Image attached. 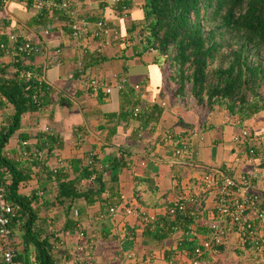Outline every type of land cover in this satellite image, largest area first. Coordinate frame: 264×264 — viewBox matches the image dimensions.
<instances>
[{
    "label": "crops",
    "instance_id": "1",
    "mask_svg": "<svg viewBox=\"0 0 264 264\" xmlns=\"http://www.w3.org/2000/svg\"><path fill=\"white\" fill-rule=\"evenodd\" d=\"M143 2L130 0L125 9V0H70L74 11L70 15L54 5L0 1V42L6 45L0 49V78L20 79L21 69L35 66L46 86L39 106L21 114L3 150L29 169V178L18 190L32 198L37 236L50 234L53 264H77L71 252L80 230L90 241L87 253L96 264H166L177 252L187 250L178 247L185 237L195 238L197 245L209 223L219 219L215 195L201 181L210 168L234 177L245 172L264 203V109L238 121L225 107L208 109L197 104L190 93L175 95L170 69L159 61L158 51L143 49ZM72 15L87 22L78 40L71 36ZM98 21L105 22L108 33L98 32ZM10 33L17 34V41L29 40L39 49L22 55ZM92 78L110 85V92L88 89ZM136 83L139 87H134ZM134 106L140 108L138 115L133 114ZM13 110L7 98L0 101V127ZM243 127L249 129V136L238 142L234 136ZM167 133L174 141L165 139ZM23 140L28 154L21 152ZM177 141L185 142L179 154L174 150ZM251 146L258 166L255 175L252 164L236 160ZM91 156L100 160L99 167H106L105 190L90 202L81 196L61 203L56 198L59 181L55 171L64 167L73 177L71 161L82 165ZM88 184L82 180L79 186ZM203 192L202 213L195 224L197 236L193 237L187 233V224L185 228L174 225L160 239L150 236L145 233L147 226L153 230L150 223L122 207L144 208L154 216L152 223L162 225L174 199ZM233 195L238 198L239 192ZM111 205L117 209L110 211ZM224 223L230 233L237 230L227 217ZM13 241H19L15 233Z\"/></svg>",
    "mask_w": 264,
    "mask_h": 264
},
{
    "label": "trees",
    "instance_id": "2",
    "mask_svg": "<svg viewBox=\"0 0 264 264\" xmlns=\"http://www.w3.org/2000/svg\"><path fill=\"white\" fill-rule=\"evenodd\" d=\"M129 2L125 0V5ZM142 9L143 49L158 51L159 61L163 60L170 69L175 95L190 93L197 104L208 109L225 107L238 121L264 109V0H144ZM32 91L31 80L0 78V92L14 106L6 124L0 127V177L6 198L15 208L9 223L12 234L19 237V241H13L15 259L19 264H53L50 234L37 236L32 198L18 190L21 182L29 178V169L21 161L7 157L3 150L21 114L39 106L30 97ZM46 139L50 143L51 138ZM42 147L43 144L38 149ZM99 161L95 156L82 165L72 160L73 177L63 171L64 167H58L57 200L71 203L81 196L87 202L97 199L105 190L106 167H99ZM82 180L89 182L84 188L79 186ZM205 194L195 196L188 208H201ZM167 214L162 225L156 223L153 230L147 226L145 233L160 239L174 225L185 228L190 221L179 210L175 215ZM195 246L196 239L187 237L178 245L190 251Z\"/></svg>",
    "mask_w": 264,
    "mask_h": 264
},
{
    "label": "built area",
    "instance_id": "3",
    "mask_svg": "<svg viewBox=\"0 0 264 264\" xmlns=\"http://www.w3.org/2000/svg\"><path fill=\"white\" fill-rule=\"evenodd\" d=\"M5 2L6 0H1ZM27 1V0H26ZM37 7H43L44 5H54L61 8L65 13L73 14V10L70 6V0H29ZM125 5V9H126ZM73 20L70 22L71 36L75 39H79L87 29V22L82 19L76 18L72 15ZM100 29L98 32L108 33L109 28L105 25L104 21H98ZM97 32V33H98ZM9 38L13 40L16 51L21 52L22 55H29L35 52L39 47L29 40L17 41V34L10 33ZM4 42H0V49L5 48ZM19 78L24 80H31L33 83V91L30 95L31 99L40 104L41 94L44 91L45 83L42 79L41 73L35 66H29L19 71ZM117 87L121 88L122 84L118 83ZM134 87H139V84H134ZM88 89L92 92H98L100 89L104 92H110L111 86L101 84V82L91 79L88 82ZM6 99L5 95L0 92V101ZM164 103V102H162ZM140 111L139 106H134L133 114L138 115ZM249 136V129L243 127L241 131L234 136V139L238 142L243 141ZM165 139L174 141L172 134L167 133ZM26 140L22 141L21 152L28 154L29 150L25 148ZM184 141H177L175 147V153L179 154L183 151L185 146ZM254 148L251 146L248 150L243 151L237 155L236 160L245 162L246 164L253 165L252 175H255L258 166L254 162ZM2 169L0 168V173ZM201 181L204 189L211 190L215 195L216 213L218 220H213L208 225V232L204 235L195 248L190 250H183L177 252L176 255L170 257L166 264H202L205 255L213 253L219 250V246L224 244L226 236L230 234L228 225L224 223L225 218H228V222L236 225V232L242 234L244 241L249 240L252 247L259 250L264 255V234L261 231L264 226V203H260L261 196L259 193L252 190V179L246 175L245 172H241L238 177H234L228 172L210 168L205 170L201 176ZM234 191L239 192V197L235 198ZM195 197L192 194L187 196H180L174 199L167 207V212L170 215H175L176 211H181L182 214L190 221L187 223V233L193 236H197L195 232V224L200 219L201 210L188 208L187 201L192 203ZM124 211L129 214H135L141 217L146 223H150L152 228L155 224L152 223L154 216L148 214L144 208L137 207L135 205L122 206ZM116 206L111 205L110 211H115ZM250 210H254V215H250ZM15 214L14 206L6 198V189L1 182L0 177V264H19V261L15 259V250L13 248V234L9 226L12 216ZM89 239L83 231H79V241L71 252L72 259L77 264H96L95 258L91 257L87 253V245ZM52 251V250H51ZM130 257V256H129Z\"/></svg>",
    "mask_w": 264,
    "mask_h": 264
},
{
    "label": "rangeland",
    "instance_id": "4",
    "mask_svg": "<svg viewBox=\"0 0 264 264\" xmlns=\"http://www.w3.org/2000/svg\"><path fill=\"white\" fill-rule=\"evenodd\" d=\"M263 227L260 232L264 234ZM224 244H226L224 248L219 247L216 252L207 253L202 264H264L262 252L244 241L242 234L231 232L226 236Z\"/></svg>",
    "mask_w": 264,
    "mask_h": 264
}]
</instances>
